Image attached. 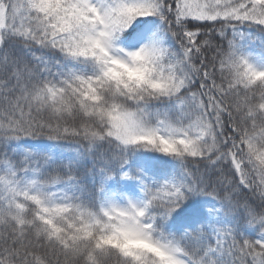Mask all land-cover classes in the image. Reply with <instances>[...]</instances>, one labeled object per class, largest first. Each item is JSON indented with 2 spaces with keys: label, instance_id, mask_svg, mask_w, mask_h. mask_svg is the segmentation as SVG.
<instances>
[{
  "label": "snow or ice",
  "instance_id": "snow-or-ice-1",
  "mask_svg": "<svg viewBox=\"0 0 264 264\" xmlns=\"http://www.w3.org/2000/svg\"><path fill=\"white\" fill-rule=\"evenodd\" d=\"M0 264H264V0H0Z\"/></svg>",
  "mask_w": 264,
  "mask_h": 264
},
{
  "label": "trees",
  "instance_id": "trees-1",
  "mask_svg": "<svg viewBox=\"0 0 264 264\" xmlns=\"http://www.w3.org/2000/svg\"><path fill=\"white\" fill-rule=\"evenodd\" d=\"M37 54H40V53H37Z\"/></svg>",
  "mask_w": 264,
  "mask_h": 264
}]
</instances>
